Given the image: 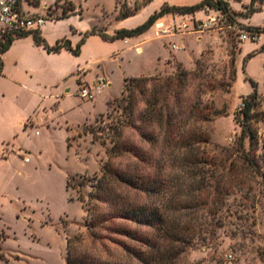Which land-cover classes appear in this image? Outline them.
Instances as JSON below:
<instances>
[{"label":"rangeland","instance_id":"rangeland-1","mask_svg":"<svg viewBox=\"0 0 264 264\" xmlns=\"http://www.w3.org/2000/svg\"><path fill=\"white\" fill-rule=\"evenodd\" d=\"M201 1L36 0L35 5L26 3L25 11L48 17L43 29L49 40L67 38L75 46L94 27L112 35L119 29H133L145 23L164 3L192 6ZM227 1L240 15L246 14L249 7L259 11L248 17L238 16L237 30L229 29L226 22L220 31H195L200 21L215 15L207 12L194 14L192 18L164 20L166 24L189 23L187 33L181 36L159 39L155 28L130 42H110L93 35L79 56H68L65 84L74 85L78 66L85 68L88 80L93 82L97 76H105L112 84L97 96L101 97L102 106L105 95L114 100L109 101L107 113L90 125L83 127L95 100L73 94L61 101V105L41 111L35 118L34 130L18 140L8 141L4 139L5 130L12 125L13 112L17 107L21 110L29 105L13 98L0 105V136L3 135L0 139V264H67V238L78 235L85 238L84 249L92 255L102 252L110 259L124 256L118 244L105 240L102 246L88 237L86 208L93 192L92 184L109 159L106 152L112 146V129L125 118L120 104L124 81L153 73L157 68L160 69L149 77H170L181 69L190 72L183 104H193L200 98V106L213 113L211 121L204 125L210 136L206 169L211 177L202 194L204 207L211 214L203 218L197 244L182 253L176 264H264V31L258 34L257 41L251 37L246 41L239 38L243 27L264 29V3ZM69 3L74 8L71 16L59 19L63 8L70 7ZM191 22L196 29L191 27ZM75 29L79 31L75 33ZM138 40L145 41L142 53L136 50ZM170 42L182 50L173 49ZM164 57L165 67L161 69ZM92 59L101 62L86 67ZM81 80H78L80 84ZM250 80L256 83V88ZM61 86L58 92L62 91ZM255 90L259 105L255 108L258 115L252 121V130L257 141L245 142L246 152L254 161L252 168L239 152L241 126L236 115L240 113L239 103ZM140 126L136 121L135 127H125L123 138L129 146L143 151L146 162L126 155L114 163L123 168L138 164L144 173L152 174L157 168L161 145L144 142ZM82 127V139L68 141L67 137L78 135ZM25 157L29 158L28 162ZM71 177L75 179L67 189V179ZM132 197L144 199L133 192ZM148 231L152 235L153 231ZM105 235L130 245L129 240L113 232Z\"/></svg>","mask_w":264,"mask_h":264},{"label":"trees","instance_id":"trees-1","mask_svg":"<svg viewBox=\"0 0 264 264\" xmlns=\"http://www.w3.org/2000/svg\"><path fill=\"white\" fill-rule=\"evenodd\" d=\"M260 1L264 3V0ZM69 6L71 8H63L59 19L71 16L70 12L74 8L70 3ZM208 9L228 14L231 19L242 15L234 11L227 0H202L192 6L165 3L136 28L119 29L110 35L94 27L84 34L75 47L67 38L58 40L53 46L49 45L41 29L12 31L0 43V66L2 54L20 38L32 36L34 42L48 53H59L65 49L79 56L90 36L98 35L110 42L124 40L145 34L167 15H194ZM257 11L259 9L249 7L242 16L248 17ZM243 30L257 34L264 31L252 27H243ZM190 75V72L181 69L170 77H132L124 81L120 104L125 118L119 120L118 126L112 129V146L106 152L109 159L92 184L93 192L89 196V207L86 208L85 225L88 237L93 242H100L102 246H105V240L116 243L123 249L124 256L110 259L102 252L92 255L84 249L85 238L82 235L70 236L67 238V264H176L182 253L197 244L198 234L204 225L203 218L211 214L204 207L202 194L207 179L211 177L206 169L210 136L204 125L211 121L213 113L200 106V98L193 104H183L186 94L184 88ZM250 81L256 88V83ZM257 95L255 90L244 98L245 107L239 108L240 113L236 115V122L241 126L239 152L252 168L254 161L246 152L245 142L247 139L253 144L257 141L256 132L252 130V121L258 115L255 111L259 105ZM136 121L141 124L140 136L144 142L161 145L157 168L152 174L144 173L138 164L123 168L114 163L115 159L126 155L146 162L143 151L129 146L123 138V129L135 127ZM74 179H67V189ZM82 185L80 183L79 186ZM132 192L144 196V199L133 198ZM80 201L85 202L84 198H80ZM148 230L153 231L152 235H149ZM103 232L122 236L130 241V245L114 241Z\"/></svg>","mask_w":264,"mask_h":264},{"label":"crops","instance_id":"crops-1","mask_svg":"<svg viewBox=\"0 0 264 264\" xmlns=\"http://www.w3.org/2000/svg\"><path fill=\"white\" fill-rule=\"evenodd\" d=\"M254 2L256 3L257 0H254ZM204 12L205 11H199L195 13V16L202 15ZM151 15L152 14H150V16ZM189 16H191V18L194 17V15H167L162 20L169 19L174 21L175 19H179L178 17L187 18ZM192 24L193 23L191 22V27ZM153 28H155V26H153L151 29ZM41 31L42 35L46 39L47 37L44 34V29L42 28ZM78 31V29H75V33ZM145 34L126 38L124 41L130 42L133 39H139L143 37ZM91 37L93 36L88 37L85 43H87ZM57 41L58 40H49L47 38V42L51 46L55 45ZM71 42L74 46V41ZM144 44L145 41L138 40V43L135 44L137 52L142 53L144 51L142 47ZM71 54V52L65 49L59 53H48L43 47L38 46L34 42L32 36L15 40L9 50L2 54V65L0 71V105L11 101V98L16 99L14 101L20 100L21 104L27 101L29 105L28 108H22L21 110H19L17 107L13 112V122L11 123L12 127L9 126L5 130V140H18V138L24 133L34 130L36 125L35 118L41 111L46 110L48 107L53 108L61 105V101H65L66 98L71 97L73 94L78 95L77 90H79L81 84L93 85L96 80L101 77L97 76V78L92 82L87 79L85 68L78 66L74 85L72 86L70 84H65L68 76V71L65 66V59L68 56H73V54ZM100 62L101 61L99 59H92L91 62L86 63V67L93 66L94 64ZM164 62L165 57L163 58V68L161 69H164L165 67ZM159 69H155V72L153 73H143L141 75H137L136 77L152 76ZM79 72L81 73L80 75ZM72 75H74V73ZM81 78L82 83L80 84L78 80ZM60 86L63 87V89L61 92H58ZM100 98L101 97L97 96L94 99L95 101L92 102V109H89L87 112L88 117L86 120H84L87 122H84L85 124H83V127L94 123L98 117L107 113L109 101L114 100L113 98L105 95L103 97L105 103L102 106ZM97 108L99 110H96ZM94 112V118H92ZM83 127L78 132V135L68 136V141L78 137L81 138L80 135L83 134ZM87 137L90 138L89 133ZM2 138L3 135L0 136V139Z\"/></svg>","mask_w":264,"mask_h":264},{"label":"built area","instance_id":"built-area-1","mask_svg":"<svg viewBox=\"0 0 264 264\" xmlns=\"http://www.w3.org/2000/svg\"><path fill=\"white\" fill-rule=\"evenodd\" d=\"M35 1L36 0H0V43L12 31L42 29L44 27L48 17L39 14H30L25 11V4L28 3L33 5ZM207 12H214L215 15H208L206 20L200 21V23H198L199 28L195 31L202 33H206L210 29H218V31H220L223 29L222 25L226 22L229 23V29H239L237 19H231L228 14L215 12L210 9L205 10L204 13L206 14ZM163 18L155 24V34L159 39L181 36L187 33L186 29H188L189 23L184 22L182 24L173 22L172 24H166L164 20H162ZM192 27L196 29L194 23L192 24ZM249 37L254 41L258 40L257 33H250L241 29L239 35L240 40L246 41ZM169 44L175 50H182V48L176 43L170 42ZM110 85V81H108L105 76H101L93 85L81 84L78 90V95L82 99L93 100L97 95L102 94L103 91L109 88ZM244 107L245 103L243 101L239 103L240 109H243ZM28 161L29 158L25 157V162Z\"/></svg>","mask_w":264,"mask_h":264}]
</instances>
